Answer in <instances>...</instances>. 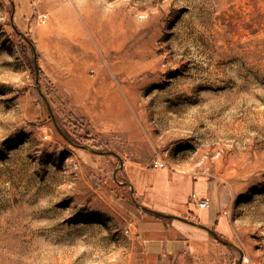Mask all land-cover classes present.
<instances>
[{"label": "rangeland", "instance_id": "374dc122", "mask_svg": "<svg viewBox=\"0 0 264 264\" xmlns=\"http://www.w3.org/2000/svg\"><path fill=\"white\" fill-rule=\"evenodd\" d=\"M156 157L213 183L222 264H264V0H0V264H143Z\"/></svg>", "mask_w": 264, "mask_h": 264}, {"label": "crops", "instance_id": "0c3cea01", "mask_svg": "<svg viewBox=\"0 0 264 264\" xmlns=\"http://www.w3.org/2000/svg\"><path fill=\"white\" fill-rule=\"evenodd\" d=\"M74 107V80L70 83ZM81 93L93 98L94 110L99 106L109 108L113 93L119 97L120 89H112L108 79L98 76L92 83H83ZM109 112V111H108ZM127 180L135 188L136 211L132 210L136 235L142 248L143 264H222V244L208 231L173 218L160 217L153 212L181 217L228 236L230 222L222 215L225 203L218 197L213 183L206 178L192 180L188 176L167 170H142L131 167ZM151 174V178L147 175ZM219 191V190H218ZM197 193L202 200H209V209L201 210L192 202ZM138 209V210H137ZM137 211H144V214Z\"/></svg>", "mask_w": 264, "mask_h": 264}, {"label": "built area", "instance_id": "2783aa9c", "mask_svg": "<svg viewBox=\"0 0 264 264\" xmlns=\"http://www.w3.org/2000/svg\"><path fill=\"white\" fill-rule=\"evenodd\" d=\"M48 16L44 15L39 18V24H46L47 23ZM151 168L153 170H165L168 169V164L165 159L161 157H156L153 159L151 163ZM192 202L197 206V208L201 210L209 209L211 206V203L209 200H202L197 193H193L191 196ZM223 215H228V211H224ZM128 233H130V230H128Z\"/></svg>", "mask_w": 264, "mask_h": 264}, {"label": "water", "instance_id": "95a60500", "mask_svg": "<svg viewBox=\"0 0 264 264\" xmlns=\"http://www.w3.org/2000/svg\"><path fill=\"white\" fill-rule=\"evenodd\" d=\"M122 165H123V164H122ZM143 209H144L145 211H147V212L154 213V214H156V215H158V216H160V217H164V218H173V219L180 220V221H182V222H185V223L191 224V225H193V226H195V227H198V228L204 229V230L208 231L210 234H212V235L216 238V240H218L219 242H221V243L227 245L226 242L222 241V240L219 238L218 234H217L213 229H210V228L205 227V226H203V225H201V224H198V223H195V222H192V221H189V220L183 219V218H181V217H172V216H169V215H164V214H160V213L153 212V211H151V210H149V209H146V208H143Z\"/></svg>", "mask_w": 264, "mask_h": 264}]
</instances>
